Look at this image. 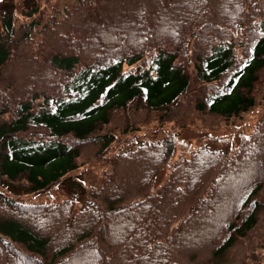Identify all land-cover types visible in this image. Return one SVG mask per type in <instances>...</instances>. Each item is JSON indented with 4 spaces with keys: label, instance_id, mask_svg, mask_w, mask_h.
<instances>
[{
    "label": "trees",
    "instance_id": "16d2710c",
    "mask_svg": "<svg viewBox=\"0 0 264 264\" xmlns=\"http://www.w3.org/2000/svg\"><path fill=\"white\" fill-rule=\"evenodd\" d=\"M53 1L1 19L0 264H264V114L227 150L131 144L264 104V0Z\"/></svg>",
    "mask_w": 264,
    "mask_h": 264
},
{
    "label": "rangeland",
    "instance_id": "374dc122",
    "mask_svg": "<svg viewBox=\"0 0 264 264\" xmlns=\"http://www.w3.org/2000/svg\"><path fill=\"white\" fill-rule=\"evenodd\" d=\"M30 0H0V25L1 19L3 17V13L5 11H12L13 9L16 10L18 15V21L22 19V15L24 9L26 8L27 2ZM75 2V0H60L59 2H51L47 4H41L42 9L45 10L46 14H48L53 4L58 5L59 9L65 5H71ZM127 68V66H124ZM264 114V104H259L256 108L251 111H248L244 114L242 118L236 119L234 122H224L218 126H209L206 129L199 130L192 126H185V127H176L171 128L169 124L161 123L157 125V121L146 122L147 124L141 126L140 134L138 138L134 139V142L131 144L133 146L137 145V143L145 138L156 140V139H163L164 137H171L176 141V148H175V155L176 152L179 151L180 147H188L192 146L193 144H201L204 142V135L208 134L211 138H215L216 140L211 141L209 145L212 147H222L223 149L227 150L230 145H235L239 142L244 133L251 132L256 123ZM148 117V116H147ZM142 118L146 119V116ZM212 121V120H210ZM157 122V123H156ZM209 125H212L209 122ZM135 128L139 127V125L134 126ZM134 129V128H133ZM226 141V142H225ZM227 143V144H224ZM108 167L107 163L98 160L95 162H87L82 165L80 168L71 171V175L79 174L86 185H93V186H100L103 182V177L101 175V170L106 169ZM164 172H161L159 175V180H161L164 176ZM65 191L64 185L61 186H53L49 191L43 193L40 196L34 197V201H49L55 199L56 197L61 196ZM47 193H50L47 195ZM54 201V200H52ZM84 200L78 199L76 201V209L82 207Z\"/></svg>",
    "mask_w": 264,
    "mask_h": 264
}]
</instances>
